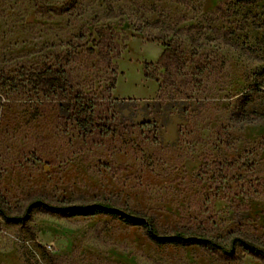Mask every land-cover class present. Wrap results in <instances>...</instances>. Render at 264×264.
<instances>
[{"label":"rangeland","instance_id":"1","mask_svg":"<svg viewBox=\"0 0 264 264\" xmlns=\"http://www.w3.org/2000/svg\"><path fill=\"white\" fill-rule=\"evenodd\" d=\"M102 27L122 49L112 64L97 54ZM166 42L169 64L146 77ZM50 65L64 75L54 86ZM80 88L110 96L117 114L99 145L60 110ZM0 93V200L11 214L35 197L104 202L163 234L264 248V121L240 114L244 95L247 111L264 112V0H0ZM27 223L0 215V264H264L241 242L232 254L156 244L107 214L36 206Z\"/></svg>","mask_w":264,"mask_h":264},{"label":"trees","instance_id":"2","mask_svg":"<svg viewBox=\"0 0 264 264\" xmlns=\"http://www.w3.org/2000/svg\"><path fill=\"white\" fill-rule=\"evenodd\" d=\"M96 46L97 54L99 56H105L109 59L108 61L110 63L118 58L122 51L116 37V32L110 27H102L96 30ZM170 50L171 48L166 42L159 59L156 62L144 64V74L146 77H152L158 80L156 76L149 71V68H157L159 65L167 66L171 57L169 54ZM92 51L95 52L94 50ZM112 66L113 78L106 91H109L115 86L117 66L115 63H113ZM43 75H46L49 78L47 84L52 86L57 85V83L60 82L61 77L64 76L63 71H61L59 67L57 68L53 65L46 67L43 71ZM109 99L110 96H104L97 93L89 95L84 88L77 90V94L74 97H61L59 99L61 112L67 115L71 121L75 123L78 136L84 144L90 146L99 145L107 136L117 131L116 122L118 117L114 108L111 106V103L108 102ZM252 99L253 98L248 95L242 97L240 114H242L245 121H264V112L247 111L245 109ZM102 107L106 109L109 114L107 113V115H104L103 110H101ZM36 206H41L51 212H63L71 215L88 216L107 214L114 218H118L127 224L141 226L149 239L156 244L190 245L209 243L220 248L225 253L232 254L234 252L235 244L241 242L264 256V248L259 247L242 237H234L230 248L227 249L222 245L215 243L205 235L186 234L182 231H175L169 234L160 233L151 217L133 211H127L104 202L57 205L41 197H35L21 214L13 215L5 208L0 200V215L4 219L20 223L26 229L30 230L27 219L32 208ZM45 250L47 251V247H45Z\"/></svg>","mask_w":264,"mask_h":264},{"label":"built area","instance_id":"3","mask_svg":"<svg viewBox=\"0 0 264 264\" xmlns=\"http://www.w3.org/2000/svg\"><path fill=\"white\" fill-rule=\"evenodd\" d=\"M4 100L3 95L0 93V101Z\"/></svg>","mask_w":264,"mask_h":264},{"label":"crops","instance_id":"4","mask_svg":"<svg viewBox=\"0 0 264 264\" xmlns=\"http://www.w3.org/2000/svg\"><path fill=\"white\" fill-rule=\"evenodd\" d=\"M163 46H162V49H161V52H160V54H159V57H160V55H161V53L163 52ZM158 59V58H157ZM157 59H155V60H157Z\"/></svg>","mask_w":264,"mask_h":264}]
</instances>
